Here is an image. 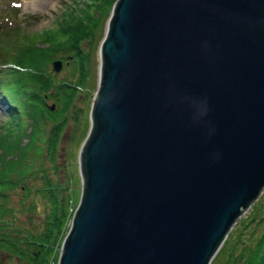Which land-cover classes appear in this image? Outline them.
I'll use <instances>...</instances> for the list:
<instances>
[{
	"label": "water",
	"instance_id": "obj_1",
	"mask_svg": "<svg viewBox=\"0 0 264 264\" xmlns=\"http://www.w3.org/2000/svg\"><path fill=\"white\" fill-rule=\"evenodd\" d=\"M100 52L58 264H211L264 188V0H116Z\"/></svg>",
	"mask_w": 264,
	"mask_h": 264
},
{
	"label": "trees",
	"instance_id": "obj_2",
	"mask_svg": "<svg viewBox=\"0 0 264 264\" xmlns=\"http://www.w3.org/2000/svg\"><path fill=\"white\" fill-rule=\"evenodd\" d=\"M115 1L84 0L63 11L52 28L30 35H19V30L0 34L3 47L0 55L5 58L0 68L8 69V88L4 90L10 96L7 101L2 100L13 124L18 125L21 117L26 123L29 120L28 129L25 126L21 134L14 135L11 130L0 134V259L5 253L22 264H58L62 243L79 201L73 195L70 177L56 181L42 165L37 173L41 172L43 183L35 192L45 199V207L41 214L34 216L35 194L32 195V187L25 179L35 171L26 159L24 162L20 147H27L30 140L22 145V136L39 137L51 123L49 134L41 138L44 144L36 153L45 148L44 154L54 161L70 119L74 120L71 136L78 131L82 108L77 106V99L85 91L90 104L94 100L97 87L87 92L91 88L93 53L99 50L105 37ZM55 58H62L64 66L70 64V77L57 78L51 68ZM49 100L56 103L55 109H51ZM91 116L88 111L84 117L83 140L91 128ZM53 167L54 172L60 169L56 163ZM18 187L23 189L22 200L31 199L21 208L8 200L9 191ZM18 210H26L27 219L18 217ZM255 210L257 215L261 214L259 206ZM255 219L254 214L250 221L243 223L244 227ZM263 221L264 215H261L257 225ZM244 234L243 230L233 228L211 264L217 260L218 264H264V230L257 237L251 233L245 238Z\"/></svg>",
	"mask_w": 264,
	"mask_h": 264
},
{
	"label": "rangeland",
	"instance_id": "obj_3",
	"mask_svg": "<svg viewBox=\"0 0 264 264\" xmlns=\"http://www.w3.org/2000/svg\"><path fill=\"white\" fill-rule=\"evenodd\" d=\"M78 2H84V0H0V34L4 33L5 31L11 32L19 30V35H21V33L30 35L52 28L55 26L57 17H59L63 11H67L69 7L77 5ZM2 52L3 47L0 45V53ZM4 59L5 58L0 55V65ZM100 63L101 52L99 48V50L94 51L93 53V61L91 64L92 73L90 77L91 88H89L87 92H92L94 87H97V89L99 87ZM7 71L8 69L6 68H0V134L8 133L11 130V132L16 135L17 133L21 134L25 126L28 129L29 124L27 123H29V120H27L26 123L24 117H21L18 125L13 124L10 120L11 117L8 115L5 102L2 100V98H4V100L7 101L10 97L9 94L4 90L5 88H8L6 83L8 80V75L6 73ZM56 73L58 79L70 77V64H67L62 68V70ZM53 102V100H49V104H52ZM92 103L90 104V98L85 95V91L80 93L76 103L78 107L82 108L81 121L78 125V131L73 133L71 136L74 120L70 119V124L65 129L59 144L56 160L54 161L50 159L49 156L44 154L45 148H43L39 154L36 153V149L39 146H43L44 143L42 142L41 138L45 136V134H49L52 126L51 123L46 126L45 133L39 137H31L29 135L22 136V145L27 142V140H30V143L27 147H20V150L24 154V162L26 159V163L31 164V168L33 167L32 170L35 171L34 174H27L28 177L25 179L26 184L29 187H32V195L35 194L33 197V200L36 204V212L34 216L41 214L43 212V208L45 207V199L35 192V188L41 186L43 183V178L40 175L41 172L37 173L42 165L46 170H48L49 175L56 181H66V179L68 180L70 177L73 186V195L75 200L80 202L83 189L80 155L82 146L86 139L85 138L83 140L84 135L82 136L83 131L81 129L84 125V117L88 111L91 116V110L89 109L90 107L92 109ZM55 163L60 166L58 172H54L53 166ZM22 190V188L18 187L16 189L10 190L8 193V200L10 204L17 208H21L23 203L29 204L31 201V199L22 200V198H24V193ZM262 201H264V188L259 197L253 201L251 205L243 210L242 214L233 226V228L243 230V233H245L243 236L245 238L250 237L251 233H253L254 237H257L262 234L264 230V221L261 225H257L261 215H264V204L261 205ZM257 206L260 208L261 214L259 215L256 214L255 210ZM254 214L256 219L250 222L249 226L244 227L243 223L250 221ZM16 215L21 219H27L28 213L26 210H18ZM0 264L22 263L15 257H10L3 253L1 255ZM215 264H218V260Z\"/></svg>",
	"mask_w": 264,
	"mask_h": 264
}]
</instances>
